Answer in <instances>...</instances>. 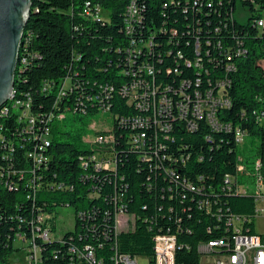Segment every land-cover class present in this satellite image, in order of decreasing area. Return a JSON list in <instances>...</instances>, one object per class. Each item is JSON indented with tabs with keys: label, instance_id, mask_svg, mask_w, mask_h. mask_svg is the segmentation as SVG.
Instances as JSON below:
<instances>
[{
	"label": "trees",
	"instance_id": "obj_1",
	"mask_svg": "<svg viewBox=\"0 0 264 264\" xmlns=\"http://www.w3.org/2000/svg\"><path fill=\"white\" fill-rule=\"evenodd\" d=\"M87 1L100 4L108 16L101 20L86 18L82 12ZM132 1L140 6L143 20L133 35H127L125 13ZM253 1L261 6L259 10L255 9ZM238 4L251 14L243 23L237 22ZM197 8L206 12L208 20L202 19ZM263 8L264 0H32L15 75V97L9 103L20 104L23 90L29 91L33 94L36 112L55 113L49 126L51 144L48 154L51 160L47 171L40 170L38 174L44 176L45 183H64L72 188L65 191L41 190L29 198L31 191L24 180L12 190L0 184V264H10L19 231L31 237L29 222L32 219L43 212L57 217L58 208L66 206L75 209L76 227L74 231L66 232L65 245L59 241L45 243L37 239L42 247V256L37 259V264H71L69 246L95 247L97 258L104 259V264H113L116 248L120 253L152 255L154 236L168 228L178 234L181 243L190 246V249L185 247L178 251V264H198L196 245L218 235L214 230L208 232V227L213 226L216 220L213 215L198 210L199 195L189 191L184 180L197 182L198 176H204L208 187L221 189L225 186L226 174L237 173L239 182L247 180L243 173L237 172L238 154L243 153L248 159L259 157L264 164V125L256 123L253 117V111L263 104L258 98H264V69L260 64L264 58V36H259L252 26L253 19L262 15ZM161 29L154 35L156 55L149 59L161 70L158 80L162 81L175 78H168L165 69L167 66L175 67L174 59H178L179 52L185 58H195L197 39L203 43L210 40L214 45L221 42L224 47L235 48L240 42V47L247 50L236 59L235 71L226 72V62L220 66L206 62L204 67L209 70L211 79L227 77L229 80L228 97L232 106L223 111L221 119L240 124L249 130L250 137L259 140L254 153L247 143L244 149L238 150L233 135L229 133L217 134L204 129L194 134H181L176 130L173 135L179 143H191L195 148L184 173L174 178L153 170L130 149L126 139L129 130L121 126L117 118L137 115L121 94V88L130 81V76L122 73L127 69L125 47L132 38L148 39ZM28 32L33 35L28 50L36 57L30 58L22 71ZM168 52H172L171 57L167 56ZM159 54L165 59L162 64L158 60ZM178 62L182 60L178 59ZM198 71L186 70L183 77H193ZM67 77L72 78V91L58 102L59 107H55ZM45 82L53 83L48 92L42 91ZM107 87L113 89L109 101L111 112H108L113 117V125L98 133L116 134L117 173L83 169L80 158L91 154L92 150L84 142L82 129L76 127L79 120L86 122L96 114L105 113L100 110L103 102L97 101L91 106L88 97L96 96L106 101L102 89ZM78 98L85 106L82 112L68 111V108H75ZM59 115L65 116L61 118ZM61 122L67 128L64 132L60 130ZM0 123L7 127V136H12L17 127L15 119L1 117L0 111ZM63 135L68 139L63 141ZM207 135L213 141L206 140ZM250 142L254 144V141ZM22 152L17 151L15 168L18 170L27 166L21 159ZM0 161L3 162L1 157ZM4 171L7 178L8 169ZM91 174L94 176L86 179ZM116 184L118 191L124 193L125 211L137 216L136 228L123 231L118 236L114 229L113 205ZM220 200L225 216L229 213L254 215L255 199L251 195H226ZM79 212H84L85 220L79 218ZM53 230L56 231L55 224Z\"/></svg>",
	"mask_w": 264,
	"mask_h": 264
},
{
	"label": "built area",
	"instance_id": "obj_2",
	"mask_svg": "<svg viewBox=\"0 0 264 264\" xmlns=\"http://www.w3.org/2000/svg\"><path fill=\"white\" fill-rule=\"evenodd\" d=\"M198 4V2H196ZM256 10L261 6L253 1ZM247 14L246 20L251 15L241 4L237 5V22L242 18L239 9ZM198 9V8H197ZM202 19H207L206 12L198 9ZM83 15L90 20H101L104 18V9L100 4L87 1L83 8ZM262 15L253 19L252 26L256 28L259 36H264V8ZM143 20L141 8L135 1H132L125 13V30L127 35H133L137 25ZM236 21H232L234 23ZM155 31L148 39L132 38L125 47L126 66L123 74L130 76V81L121 88V94L127 99V104L137 111V115L117 118L120 125L128 128L127 144L130 149L139 154L143 162L150 164L153 170L166 174L167 176L178 178L184 173L188 162L192 158L195 146L191 143H179L173 135L174 131L179 133H196L204 129H209L217 134L229 133L233 135L235 145L238 150H242L250 136L248 129L240 124L226 122L221 119L224 110L230 109L232 101L228 97L230 82L227 77L210 78L209 70L204 67L206 62L215 63L220 66L226 62V72L235 71L236 59L247 53V50L240 47L226 46L221 42L214 45L210 40L204 43L197 39L195 42V58H185L181 52L177 54L178 59H174L175 67L167 66L166 76L172 81L158 80L161 70L151 62L149 57L156 55V44L154 43ZM218 31V30H217ZM176 34V32H174ZM32 33L28 32L27 51H25V64L22 71L29 64L30 58L36 57L28 50ZM213 44V45H212ZM212 47V48H211ZM159 48V47H158ZM172 52H168L171 57ZM158 60L162 64L165 59L158 55ZM264 69V58L260 62ZM178 65V66H177ZM199 69L193 77H183L184 71ZM178 76V77H177ZM53 87V83L45 82L42 91L48 92ZM73 82L71 77H67L58 95L55 107H59L58 102L68 96L72 91ZM113 89L107 87L102 89L106 101L96 96H89L91 106L97 101L103 102L100 110L111 112L110 93ZM263 104L253 111V117L259 125H264V98H258ZM34 97L29 91L23 90V98L20 104H5L1 110V117L14 118L17 127L12 136H7L8 129L4 123H0V184L12 190L24 184L31 191L29 198L41 190L65 191L72 188L64 183H45L44 176L38 171H47L51 160L49 147L51 144L50 121L55 117L54 112L41 114L33 109ZM85 108L81 99H77L75 108H68V111L82 112ZM246 112L243 111L245 116ZM242 115V116H243ZM65 115H59L63 118ZM206 140H212L210 135ZM213 141V140H212ZM84 142L92 150L89 155L80 158L83 169H92L96 172L111 171L117 173V138L114 132L97 133L94 139L84 138ZM22 152V161L26 163V169H16L17 151ZM203 160V158H200ZM237 172L243 173L247 180L238 181V174H226L224 177L225 186L221 189H212L204 182V176H198L197 182L189 179L184 180L186 188L199 195L197 208L206 214H211L216 220L213 226L208 227V232L216 231L208 240H201L196 245L199 255L198 264H264V232L263 238H256V220L259 217L264 219V187H256V175H264V164L261 158L248 159L245 155H237ZM8 169L7 178L4 177V169ZM44 171V172H45ZM18 177L16 180L15 177ZM94 175H87L86 179ZM123 179V178H122ZM116 192L113 198L115 215V235L123 231H130L136 228L137 216L125 211L123 203L124 193L119 192L116 184ZM252 196L255 199V210L253 216H244L236 213H229L225 216L221 207V198L226 195ZM55 214L43 212L38 214L29 226L31 237L23 231L16 234V240L28 241L30 250L29 264H37V259L42 256V247L37 239L49 243L59 241L65 245L64 237L66 232L74 231L76 227V216L74 215L73 227L65 229L64 233L58 234L59 213ZM81 220H85L84 212L78 214ZM122 216L124 219H120ZM56 231L53 230V224ZM180 223V220H179ZM180 229V224L178 225ZM162 230V229H161ZM15 240V241H16ZM154 251L152 255H131L120 253L115 249L112 256L113 264H138L141 257L148 258V264H178L177 253L179 250L190 246H185L179 241L177 233L168 228L165 232H159L153 238ZM15 244V243H14ZM68 255L71 264H104V259H98L95 247L85 245L84 248L75 246L68 247Z\"/></svg>",
	"mask_w": 264,
	"mask_h": 264
},
{
	"label": "water",
	"instance_id": "obj_3",
	"mask_svg": "<svg viewBox=\"0 0 264 264\" xmlns=\"http://www.w3.org/2000/svg\"><path fill=\"white\" fill-rule=\"evenodd\" d=\"M32 0H0V108L15 85L25 27Z\"/></svg>",
	"mask_w": 264,
	"mask_h": 264
},
{
	"label": "rangeland",
	"instance_id": "obj_4",
	"mask_svg": "<svg viewBox=\"0 0 264 264\" xmlns=\"http://www.w3.org/2000/svg\"><path fill=\"white\" fill-rule=\"evenodd\" d=\"M239 14L242 17L240 18V21L245 22L247 18L246 16L247 13L240 8ZM103 16L107 17L108 13H105ZM68 114H70V112H68ZM62 124L63 123L61 122L60 130L64 132L67 130V128L64 127ZM112 125H113V117L108 113H102V112L88 118V120L86 119V122L84 119L76 122L77 129L81 128L82 131L84 132L83 138L91 139V140L95 138L98 131L110 129ZM67 139H68L67 135H63L62 140L64 141ZM250 141H254V144H252ZM258 144H259V140L257 138H252L250 136L247 137V145L249 149H253V153L255 152ZM58 213H59V221L61 224L58 230V234L60 235V233L65 232V229H69L73 227L75 209L71 206L59 207ZM119 218L122 220L124 219L122 216H120ZM255 226L257 229L256 230L257 233H263L264 219L262 217L257 218ZM29 250H30V246L28 241L25 242L22 240H16L14 244V251L10 256V264H29L30 262V257L28 255ZM138 264H148V258L146 257L139 258Z\"/></svg>",
	"mask_w": 264,
	"mask_h": 264
},
{
	"label": "bare ground",
	"instance_id": "obj_5",
	"mask_svg": "<svg viewBox=\"0 0 264 264\" xmlns=\"http://www.w3.org/2000/svg\"><path fill=\"white\" fill-rule=\"evenodd\" d=\"M19 56H20V53H19ZM18 63H19V60H18ZM17 67H18V65H17ZM16 71H17V68H16ZM14 88H15V85H14ZM14 97H15V91L13 89L9 100L5 104H7L11 100H13ZM19 102H21V101L19 100ZM5 104L0 108V111L4 108ZM256 187H264V175H257V177H256ZM256 238H263V233H257L256 232Z\"/></svg>",
	"mask_w": 264,
	"mask_h": 264
}]
</instances>
